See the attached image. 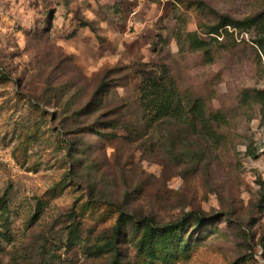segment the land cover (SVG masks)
I'll use <instances>...</instances> for the list:
<instances>
[{
  "label": "rangeland",
  "instance_id": "1",
  "mask_svg": "<svg viewBox=\"0 0 264 264\" xmlns=\"http://www.w3.org/2000/svg\"><path fill=\"white\" fill-rule=\"evenodd\" d=\"M263 13L0 0V264H264Z\"/></svg>",
  "mask_w": 264,
  "mask_h": 264
},
{
  "label": "trees",
  "instance_id": "2",
  "mask_svg": "<svg viewBox=\"0 0 264 264\" xmlns=\"http://www.w3.org/2000/svg\"><path fill=\"white\" fill-rule=\"evenodd\" d=\"M263 15H264V13L262 14V16L257 15V16H255V18L253 20L262 19L261 23H263L264 22L263 21V19H264ZM249 22H250V20H249ZM246 23H247V20L244 22V24H246ZM228 25L235 26L236 23H234L232 21H224V22H221L218 25V28L216 29V31L219 32V30L221 28L226 27ZM258 45H259L260 49L262 51H264V43L262 41H260V43ZM144 74L147 75V80H148L147 85H151L154 82L155 86H157L156 84H159L160 83V81L158 83L155 81L156 79L154 77V73L153 72H144ZM143 82H144V80H143ZM147 85H145V87L143 88L144 91H146V90L147 91H151L152 89H154L153 87H150L149 88ZM159 88L162 89V85L159 86V87H157L156 89H159ZM165 92L167 94H164L165 95V98H163V100H164V106L168 107L167 103H168L169 100H171V96L173 95V89L172 88L169 89V92L165 89ZM162 108H163V106H162ZM148 222H149V223H147L148 224L147 225V229L148 230L146 232L147 233L146 235L149 237V239L151 237H153L156 233H159L162 236L169 237V235L173 234L175 231H179V229L182 228L181 224H179V223L178 224H175V225H166V226H163V227H155L154 225H152L150 223V221H148ZM148 237H145L144 238V241H146V239H148ZM149 244H150V242H149Z\"/></svg>",
  "mask_w": 264,
  "mask_h": 264
}]
</instances>
